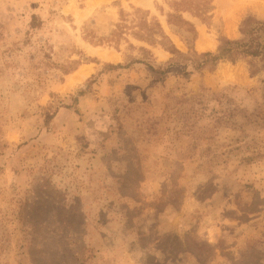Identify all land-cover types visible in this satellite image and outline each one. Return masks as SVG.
<instances>
[{"label":"rangeland","instance_id":"rangeland-1","mask_svg":"<svg viewBox=\"0 0 264 264\" xmlns=\"http://www.w3.org/2000/svg\"><path fill=\"white\" fill-rule=\"evenodd\" d=\"M87 1L0 0V264H264V125L225 124L264 119V59L167 68L112 34L145 12L187 53L173 0ZM211 7L181 12L197 54L264 21V0Z\"/></svg>","mask_w":264,"mask_h":264},{"label":"trees","instance_id":"trees-1","mask_svg":"<svg viewBox=\"0 0 264 264\" xmlns=\"http://www.w3.org/2000/svg\"><path fill=\"white\" fill-rule=\"evenodd\" d=\"M212 0H178L172 1L170 7L172 13L166 15L167 24L171 31L178 35L186 44L187 53H181L171 43L169 38L163 33L160 24L152 18L147 20V13L136 11L135 21L133 25L128 27L121 13V23L116 25V31L112 34V38L119 39L126 31L131 30V35L138 40L145 41L149 44H158L164 51L172 55L167 61V68L178 65L190 66L195 71L203 69H214L219 62L228 61L235 64L241 59H264V21L253 18L248 15L240 23L239 33L241 38L229 40L224 37L218 39V46L214 53L203 52L197 54L194 50V42L197 37V32L194 26L187 20L183 19L181 12H188L191 15L200 18L202 21L211 10ZM144 16V17H143ZM143 53H148L146 50H141ZM249 60V61H250ZM137 63H144L136 60ZM250 66V74L254 75L258 71L252 62H248ZM149 67L150 64L146 63ZM114 68H122L120 64L110 66ZM160 71V70H158ZM163 72V71H162ZM236 113L241 115L242 122H226V125L234 129H240L243 126L254 124V126L262 127L264 119L251 120L249 116L244 114V110L236 108Z\"/></svg>","mask_w":264,"mask_h":264},{"label":"bare ground","instance_id":"bare-ground-1","mask_svg":"<svg viewBox=\"0 0 264 264\" xmlns=\"http://www.w3.org/2000/svg\"><path fill=\"white\" fill-rule=\"evenodd\" d=\"M99 1L100 0H88L87 1V10H90L93 6H95L96 4H98ZM143 1L144 0H132V2H134L135 4L141 3ZM84 13L88 14L89 12L88 11L86 12V10H85ZM164 27H165V24H164ZM227 29H228V31L229 30L232 31L231 26H228ZM196 48L199 51H201V50L204 49L203 46H202V44L199 41L196 42ZM89 52L90 53H93V54H96L97 57H99L101 60L114 61L116 59V57H115V55L113 53L107 52L105 50H96V51H89ZM90 70H91V67L90 66L80 67L73 75L70 76V78L68 80V84L70 85V84H72L75 81L82 80L83 78H85L89 74ZM220 72H221V70H220ZM222 74H223V72H222Z\"/></svg>","mask_w":264,"mask_h":264},{"label":"crops","instance_id":"crops-1","mask_svg":"<svg viewBox=\"0 0 264 264\" xmlns=\"http://www.w3.org/2000/svg\"><path fill=\"white\" fill-rule=\"evenodd\" d=\"M230 26H231V25H230ZM231 29H233L232 26H231Z\"/></svg>","mask_w":264,"mask_h":264}]
</instances>
